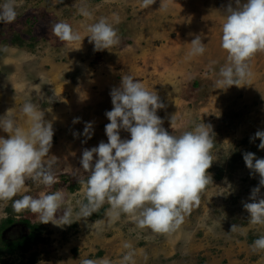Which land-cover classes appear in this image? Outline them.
Returning <instances> with one entry per match:
<instances>
[{"label": "rangeland", "instance_id": "obj_1", "mask_svg": "<svg viewBox=\"0 0 264 264\" xmlns=\"http://www.w3.org/2000/svg\"><path fill=\"white\" fill-rule=\"evenodd\" d=\"M229 3L154 0L145 6L142 0H15L16 19L0 24V116L6 114L21 126L19 112L28 101L45 110V120L52 121L53 115L49 155L59 158L60 173L50 189L26 180L28 191L14 199L63 188L62 207L75 212L84 200L85 188L70 169L80 168L84 149L107 143L105 113L112 109L110 91L119 87L125 74L158 93L165 108L157 115L170 134L179 135L203 122L212 126L214 147L213 163L207 170L212 184L200 193L199 204L175 231L154 233L138 228L135 217L127 213L113 220L107 214V202L90 217L79 220L74 214V223L58 227L40 223L28 211L16 213L11 201H0V226L7 219L14 221L1 233L2 240L8 243L10 238L26 236L29 230L22 221L27 220L39 227L43 239L27 252L3 255L2 260L80 264L85 258H108L111 264H120L129 251L123 247L127 242L134 250L135 264H264V250L251 247L264 235V225L250 224L243 207L251 202V191L260 181L246 167L243 154L264 158L260 141L251 140L257 131H264V51L247 61L250 76L242 84L225 89L216 83V73L227 62L220 38L221 13ZM80 8L90 11L91 18L80 15ZM101 17L110 22L119 18L114 27L120 42L95 51L86 28ZM57 22L69 23L81 40L59 41L51 32ZM195 35L201 36L206 50L189 58L188 43ZM15 39L19 40L13 44ZM76 118L79 122L74 124ZM87 122L93 124L91 139L80 135ZM120 135L130 138L124 131ZM0 136L7 134L0 131ZM260 197L264 198V187ZM62 214L60 210L57 216ZM233 225L239 227L231 232Z\"/></svg>", "mask_w": 264, "mask_h": 264}, {"label": "clouds", "instance_id": "obj_2", "mask_svg": "<svg viewBox=\"0 0 264 264\" xmlns=\"http://www.w3.org/2000/svg\"><path fill=\"white\" fill-rule=\"evenodd\" d=\"M58 2L63 3V0ZM142 2L147 6L154 0ZM79 14L92 16L86 8H80ZM16 16L15 0H0V24H10ZM221 18L220 46L227 52V62L216 73V83L227 89L242 84L250 76L247 61L264 51V0L243 3L230 0ZM118 22V17L113 22L101 17L87 25L86 37L95 51L119 44L120 37L114 27ZM51 32L61 42L81 40L67 22L52 24ZM188 44L189 58L205 53L200 35H195ZM110 98L112 109L105 113L109 121L105 125L107 143L102 141L96 147L84 149L79 169H63H70L85 188L84 200L78 202L75 212L62 207L66 200L63 188L14 199L22 191H28L26 180L45 189L57 184L60 160L49 155L53 123L44 119L45 110L36 103L28 101L21 108L25 126L18 125L6 114L0 116V131L7 134V138L0 136V201H11L16 213L28 211L36 215L40 223L58 227L74 223V214L79 220L90 217L107 202L110 205L107 214L113 220L127 213L135 217L138 228H148L154 233L175 231L191 208L199 204L200 193L212 184L207 172L213 163L212 126L201 122L179 135L170 134L163 127L164 120L157 115L158 110L165 108L158 93L131 75L121 77L119 87L110 91ZM78 122L79 118L73 120L74 124ZM121 131L127 132L130 138L122 139ZM80 135L91 139L93 124L87 122ZM255 139L260 141L259 150H264V131H257L251 138ZM243 160L250 172L260 177L259 186L251 191V202L244 203L243 207L249 213L250 224L264 225V198L260 197V189L264 187V158L249 152L243 154ZM60 210L63 214L57 216ZM238 227L233 225L231 232ZM123 247L129 251L122 256L120 264H135L131 244L125 242ZM251 247L264 250V235L255 239ZM80 264H111V261L85 258Z\"/></svg>", "mask_w": 264, "mask_h": 264}, {"label": "trees", "instance_id": "obj_3", "mask_svg": "<svg viewBox=\"0 0 264 264\" xmlns=\"http://www.w3.org/2000/svg\"><path fill=\"white\" fill-rule=\"evenodd\" d=\"M18 40L19 39H15L13 44H15ZM13 222L14 221L12 219H7L6 221H3V224L0 226V264H12L9 261L2 260L3 255H14L16 253L23 254L27 252L33 244L43 241L40 237L39 227L31 225L27 220L22 222L29 230V233L26 236L14 238L9 237L10 242H5V240H2L1 238V233H3V230L9 227Z\"/></svg>", "mask_w": 264, "mask_h": 264}, {"label": "crops", "instance_id": "obj_4", "mask_svg": "<svg viewBox=\"0 0 264 264\" xmlns=\"http://www.w3.org/2000/svg\"><path fill=\"white\" fill-rule=\"evenodd\" d=\"M48 78H49V77H48ZM50 80H51V79H50ZM47 83L50 84V81H49V82L47 81ZM47 111H49V110H47ZM19 115H20V119H21V120L19 121L20 124H21V126H25V120H26V118L22 115L21 112H19ZM51 117H52L51 120H52V122H53V115H51ZM22 120H23L24 123L22 122ZM6 138H7V137H6Z\"/></svg>", "mask_w": 264, "mask_h": 264}]
</instances>
